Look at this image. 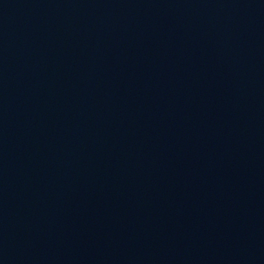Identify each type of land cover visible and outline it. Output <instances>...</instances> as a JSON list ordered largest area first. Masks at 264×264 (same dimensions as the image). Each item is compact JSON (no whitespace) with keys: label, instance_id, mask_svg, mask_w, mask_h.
Segmentation results:
<instances>
[{"label":"water","instance_id":"obj_1","mask_svg":"<svg viewBox=\"0 0 264 264\" xmlns=\"http://www.w3.org/2000/svg\"><path fill=\"white\" fill-rule=\"evenodd\" d=\"M0 264H264V0H0Z\"/></svg>","mask_w":264,"mask_h":264}]
</instances>
